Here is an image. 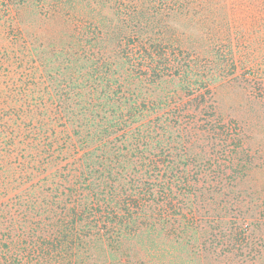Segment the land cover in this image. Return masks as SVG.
Instances as JSON below:
<instances>
[{
    "label": "trees",
    "instance_id": "1",
    "mask_svg": "<svg viewBox=\"0 0 264 264\" xmlns=\"http://www.w3.org/2000/svg\"><path fill=\"white\" fill-rule=\"evenodd\" d=\"M230 81L264 104V0H0V264H264Z\"/></svg>",
    "mask_w": 264,
    "mask_h": 264
},
{
    "label": "rangeland",
    "instance_id": "2",
    "mask_svg": "<svg viewBox=\"0 0 264 264\" xmlns=\"http://www.w3.org/2000/svg\"><path fill=\"white\" fill-rule=\"evenodd\" d=\"M216 98L218 102V109L226 116L228 120L239 121L238 119H244L245 116H242L245 112L239 105L244 103L246 105L247 112L250 111H264V104L258 99L250 96L248 93H245L243 89L238 86L236 81H230L218 85L215 88ZM246 98L250 99L252 102L246 103ZM249 115H254L253 112H250ZM249 120H252V125L260 128L264 125V120L257 122L259 118L253 116H247ZM251 125L252 129L253 126ZM264 131L260 132L258 135L251 136V145L253 150L258 153L257 155H264ZM262 141V142H260Z\"/></svg>",
    "mask_w": 264,
    "mask_h": 264
}]
</instances>
